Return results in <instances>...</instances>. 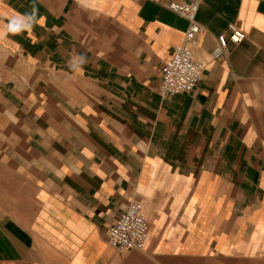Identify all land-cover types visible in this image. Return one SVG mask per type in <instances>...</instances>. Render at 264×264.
I'll use <instances>...</instances> for the list:
<instances>
[{
    "label": "crops",
    "instance_id": "crops-1",
    "mask_svg": "<svg viewBox=\"0 0 264 264\" xmlns=\"http://www.w3.org/2000/svg\"><path fill=\"white\" fill-rule=\"evenodd\" d=\"M173 1L0 0V52L35 79L9 89L32 120L0 167V264H264V0H202L203 77L163 98ZM233 22L246 38L211 60ZM133 201L149 238L120 251Z\"/></svg>",
    "mask_w": 264,
    "mask_h": 264
},
{
    "label": "built area",
    "instance_id": "built-area-1",
    "mask_svg": "<svg viewBox=\"0 0 264 264\" xmlns=\"http://www.w3.org/2000/svg\"><path fill=\"white\" fill-rule=\"evenodd\" d=\"M202 0L173 1L168 8L184 17L188 26L184 41L174 48L169 59L164 62L158 92L163 98L193 90L203 77L206 62L195 56L198 37L203 27L197 20V14ZM246 38L242 27L230 23L225 32L217 37V45L211 60L220 59L230 50L231 45H238ZM149 223L143 205L133 201L120 217L108 227L107 239L111 245L120 251L143 250L149 238Z\"/></svg>",
    "mask_w": 264,
    "mask_h": 264
},
{
    "label": "rangeland",
    "instance_id": "rangeland-1",
    "mask_svg": "<svg viewBox=\"0 0 264 264\" xmlns=\"http://www.w3.org/2000/svg\"><path fill=\"white\" fill-rule=\"evenodd\" d=\"M24 58L26 57L21 53L18 55V53L13 52H9V54L0 52V167L2 165L5 176L11 173L14 157H19L15 153L18 144L20 145L18 142L19 125L22 124L23 120L28 119V116L25 115H14L15 109L23 105L21 100L16 99L17 96L12 95L13 93L9 89L14 88L19 82L27 84L30 80V91L21 93L22 97L26 98L28 94L30 95L33 92V84L35 82L34 76L30 77L28 74L30 69L24 67L17 68L12 65L13 59L22 60ZM29 120H32V118L27 121ZM27 121H24V123ZM15 133L17 136H13Z\"/></svg>",
    "mask_w": 264,
    "mask_h": 264
}]
</instances>
